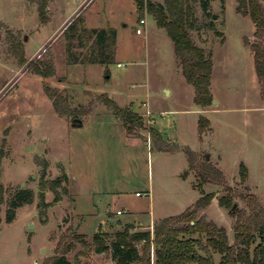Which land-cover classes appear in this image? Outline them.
Masks as SVG:
<instances>
[{
    "label": "rangeland",
    "instance_id": "obj_1",
    "mask_svg": "<svg viewBox=\"0 0 264 264\" xmlns=\"http://www.w3.org/2000/svg\"><path fill=\"white\" fill-rule=\"evenodd\" d=\"M188 2L195 16L191 39L210 54L211 61L213 101L203 109L192 101V87L180 73L165 30L145 10L138 11L133 0H0V181L4 187L0 264H34V260L41 264L51 244L72 231L78 233L74 226L80 217V231L90 244L98 228L109 229L107 211L114 219L137 226L177 214L199 196L198 186L217 198L228 193L227 185L234 206L246 210L244 199L252 194L264 208V102L250 49L242 40L256 41L253 24L247 15L236 12V0H208L207 13L198 0ZM76 17L88 30H114L109 63H69V52L81 54L93 46V37L83 48L65 32ZM140 17L143 25L137 24ZM209 22L217 33L208 28ZM136 26L140 33L134 32ZM12 37L19 44L17 50L11 49ZM33 64L41 69L50 64L53 74H36ZM48 92L60 110L70 114L57 113ZM104 98L139 115L140 126L126 132L103 104ZM218 107L224 110L216 111ZM199 115L217 130L213 144L208 138L209 121L197 133ZM73 118L84 123L73 125ZM225 119L229 139L221 134ZM185 147L194 152L195 168L207 159L222 172L225 183L199 185L195 169L181 177L187 168ZM240 162L247 173L243 181L238 178ZM62 170L68 177L58 188L64 202L46 207L40 215L39 191L46 201L53 198L52 191L41 187V180L54 179ZM20 188L31 189L32 200L18 206L15 219L6 222L9 200ZM116 209L121 214H115ZM201 210L196 216L222 226L231 243L233 218L228 209L211 198L203 214ZM41 244L47 249L43 246L40 251ZM66 257L71 264L111 261L107 251L95 253L80 242Z\"/></svg>",
    "mask_w": 264,
    "mask_h": 264
},
{
    "label": "trees",
    "instance_id": "obj_2",
    "mask_svg": "<svg viewBox=\"0 0 264 264\" xmlns=\"http://www.w3.org/2000/svg\"><path fill=\"white\" fill-rule=\"evenodd\" d=\"M200 8L207 13V1L198 0ZM222 3V0H218ZM264 0H236V12L247 15L253 24L252 36L254 42H248L243 38L251 52L252 67L255 79L259 86V97L264 102ZM138 11L145 10L150 14L158 27L165 30L172 43V51L176 58L180 73L184 81L191 85L192 101L196 106L204 107L211 101L209 79L211 73L210 54L203 47L195 44L191 39L189 30L195 27V16L188 0H133ZM208 28L215 33L212 22ZM68 36L80 41V45L86 48V41L93 37V46L89 45L85 52L75 54L69 52V63L102 64L111 61L114 46V30L111 28L86 29L80 17L73 19L65 29ZM11 49L17 50L18 42L12 37L9 40ZM95 46V47H94ZM22 50L19 60L23 59ZM34 73L49 76L53 74L52 65L45 69L33 64ZM47 89V88H46ZM53 100V106L57 113L61 111L53 93L48 92ZM103 104L110 108L111 113L121 121L126 132L132 131L134 126H140L141 117L129 110L127 106L120 107L113 100L104 98ZM70 114V113H68ZM197 133L200 135L208 127V119L203 115L197 117ZM153 134V130L149 129ZM161 149V148H158ZM163 149V148H162ZM164 150V149H163ZM187 161V168L180 174L185 177L187 170H194L198 184L209 181L223 185L225 183L222 172L207 159H202L199 166L194 167V152L187 147L183 149ZM0 153V163H1ZM246 168L240 162L238 164V178L243 181L246 178ZM68 182L64 170L51 180H41V187H46L53 193L51 202L45 201L43 190L38 193L37 206L39 214H44V209L50 203L61 199L58 188ZM196 185V184H195ZM63 188L65 192L66 188ZM227 194L216 198L217 205L227 208V214L233 218L232 242L229 243L224 228L213 221L205 219L196 213L203 209L214 196L213 192H204L197 187L199 196L195 201L181 212L166 216L154 221L150 230H134L130 224H123L119 230L108 235L106 232L95 231L91 234L90 244L83 237L84 234L71 232L58 240L54 255L48 257L41 264H71L66 257L75 242L90 247L95 253L108 252L113 264H264V208L252 195L245 197L244 208L232 204L230 187L224 185ZM4 187L0 181V203L3 201ZM32 190L20 188L16 190L9 200L5 214V221L11 222L15 217V209L21 204L31 202ZM108 239V241H107ZM152 249V262L149 259V250ZM217 256L214 261L213 256ZM78 264V262H76Z\"/></svg>",
    "mask_w": 264,
    "mask_h": 264
},
{
    "label": "crops",
    "instance_id": "obj_3",
    "mask_svg": "<svg viewBox=\"0 0 264 264\" xmlns=\"http://www.w3.org/2000/svg\"><path fill=\"white\" fill-rule=\"evenodd\" d=\"M217 102H218V100H217ZM202 109H203V107H202ZM216 111H219V112H221L222 110H224V107H218V108H216L215 109ZM208 119V118H207ZM222 120V119H221ZM82 121V124L84 123V121L83 120H81ZM208 121L210 122V128H211V130H210V135L208 136V138L209 137H212L211 138V143L213 144L214 143V139H215V135H217V130H216V128L215 127H213V126H211V121L208 119ZM245 121H246V123L248 124V117L245 119ZM223 122V121H222ZM227 123H229L228 121H227V119H225L224 120V122H223V124H225V127L226 128H224L223 127V129L221 130V134H223V138L225 137V139H229L230 137H228V132H227ZM81 124V125H82ZM76 126H80V125H76ZM131 135V134H130ZM126 137V136H125ZM214 147V146H213ZM215 148V147H214ZM218 160H219V155H218ZM69 188V187H68ZM201 189H203V188H201ZM69 191H70V188H69ZM136 192V191H135ZM134 192V193H135ZM145 192V191H144ZM71 194V193H70ZM213 199H215L216 200V198H215V194H214V196L212 197ZM72 199H73V208H74V203H75V201H74V198L72 197ZM46 201V200H45ZM52 201V199L51 200H49V201H46V202H51ZM62 202H64V200L62 199V196H61V199L60 200H58L57 202H53V203H50V205L47 207V208H49V207H56V206H58V207H60V203H62ZM191 205V204H190ZM190 205H188V206H186L185 208H187V207H189ZM108 208V207H107ZM62 209H63V207H62ZM116 210H119V209H116ZM116 210H115V214H116ZM121 212L122 211H120V213H118V214H121ZM201 213L203 214V209L201 210ZM117 214V215H118ZM75 215V214H74ZM107 215H108V230L107 231H102V232H114V231H116V230H119L121 227H122V225L123 224H125V223H127V224H130L132 227H133V229L134 230H150V228H151V226H152V223L154 222V220L152 219L151 221H149V223L147 224V225H145V226H137V225H134V224H132V223H130V222H128V221H125V222H121L119 219H114V217L107 211ZM15 216H16V214H15ZM14 219H15V217H14ZM13 219V220H14ZM12 220V221H13ZM80 220V221H79ZM79 220H76V223H75V226H74V230L75 231H77L79 234H85V233H83V232H81L80 231V224H81V220H82V218L80 217L79 218ZM47 221V219L45 220V222ZM71 221H72V219L71 220H69V223H71ZM113 226H115V227H113ZM113 228H115V229H113ZM97 230H99L100 231V229L98 228ZM86 235V234H85ZM55 243L56 242H54V244H51V246H50V252H49V254H42L43 255V257L45 256V257H50V256H52V255H54V251H53V249H54V247H55ZM43 246H44V248H45V250L47 249V246H45V245H43V244H41L40 246H39V250L41 251L42 249H43ZM42 257V256H41ZM68 259V258H67ZM69 260V259H68ZM71 263V262H70ZM82 262H79L78 264H81ZM34 264H39V263H37V261L36 260H34ZM109 264H113L112 263V261H110V263Z\"/></svg>",
    "mask_w": 264,
    "mask_h": 264
},
{
    "label": "built area",
    "instance_id": "obj_4",
    "mask_svg": "<svg viewBox=\"0 0 264 264\" xmlns=\"http://www.w3.org/2000/svg\"><path fill=\"white\" fill-rule=\"evenodd\" d=\"M144 18H142V17H140V18H138L137 19V24L138 25H143L144 24ZM134 32L135 33H140L141 32V29L139 28V26H136L135 28H134ZM135 195H139L140 193H138V192H135L134 193ZM141 194H143V195H145L146 193L145 192H142ZM118 213H120V210H116V214H118ZM150 231H151V228H150ZM149 259H150V263L152 262V249H151V247H150V250H149Z\"/></svg>",
    "mask_w": 264,
    "mask_h": 264
},
{
    "label": "water",
    "instance_id": "obj_5",
    "mask_svg": "<svg viewBox=\"0 0 264 264\" xmlns=\"http://www.w3.org/2000/svg\"><path fill=\"white\" fill-rule=\"evenodd\" d=\"M213 100H211V102H212ZM72 124L73 125H81L82 124V121H81V119H79V118H73L72 119ZM205 158H207V156L205 155ZM234 206V204H232V207Z\"/></svg>",
    "mask_w": 264,
    "mask_h": 264
}]
</instances>
